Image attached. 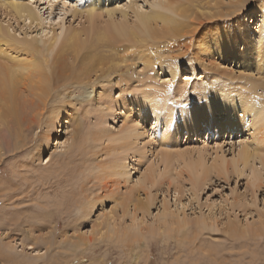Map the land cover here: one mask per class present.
Instances as JSON below:
<instances>
[{
    "label": "rangeland",
    "instance_id": "374dc122",
    "mask_svg": "<svg viewBox=\"0 0 264 264\" xmlns=\"http://www.w3.org/2000/svg\"><path fill=\"white\" fill-rule=\"evenodd\" d=\"M89 1L55 0L52 10L40 8L45 13L39 16L50 19L41 26L15 16L0 3V24L15 39H32L43 48L49 69L64 35L73 29L87 31L89 22L82 10ZM130 1L149 12L158 9L161 0H101L95 26L131 25L134 17L126 9ZM203 2L208 4L200 9L198 28L207 24V32L214 31L218 43L226 37L223 43L234 48V55L227 51L220 56L206 40L198 45L187 34L158 45L149 42L152 49L134 45L133 50H117L112 56L119 62L107 68L103 60L84 83L72 74L80 70L78 63L63 76L54 74L57 87L42 115L35 117L26 145L19 152L11 151L18 147L12 145L0 157V264H264V168L257 160L250 162L257 170L254 180L241 163L231 167L239 143L253 146L262 137L264 145V132L259 134L264 128L261 58L246 67L237 56L239 52L248 56L247 50L259 46L264 53V0ZM107 4L119 11L108 15ZM51 25L54 33H62L48 50ZM144 54L158 61L144 67ZM214 93L219 98L207 103ZM59 105L57 116H52L57 124L47 130L49 110ZM205 109L220 123L227 116L240 123L233 121L235 128L218 131L203 124L185 128L189 116ZM171 126L170 135L164 133ZM137 127L144 129L142 140L135 138ZM52 130L36 158L38 137ZM89 132L99 135L91 137ZM119 134L127 136L125 146ZM166 152L171 155L167 163L162 159ZM222 158L229 166L224 172L216 170ZM198 164L204 165L206 174L196 170ZM93 198L98 199L95 209L86 215L84 203ZM163 207L190 224L184 229L160 227L157 215ZM148 226L153 235L147 234ZM107 227L110 232L140 227L144 235L107 239Z\"/></svg>",
    "mask_w": 264,
    "mask_h": 264
},
{
    "label": "bare ground",
    "instance_id": "6f19581e",
    "mask_svg": "<svg viewBox=\"0 0 264 264\" xmlns=\"http://www.w3.org/2000/svg\"><path fill=\"white\" fill-rule=\"evenodd\" d=\"M100 1L101 0H90L88 6L82 10L83 14L86 15V19L89 22L87 31L80 29H73L68 33H66L63 39L60 40V44L62 46L61 51L59 53L57 51L58 54L54 58V61L49 69H48L49 60L44 55L43 48L39 47L38 44L34 42V40L32 39L29 40L22 38L15 39L9 33L8 28L7 27L2 28L0 24V157L2 156V154L7 153L10 150V148L14 147L12 145L17 146L18 144V147H15V149L12 148L11 151L13 152L14 151L16 152L18 150L20 151L21 150L20 148L23 147V145L24 146L26 145L27 142L25 141V139L27 137L28 132L30 133V130H32V127H34L35 117L42 115L43 112L42 109L44 108L46 103H48L47 101L49 99L51 91L57 87L56 85H54V74H56V76H60V75L63 76L66 70H70V71L73 70L71 67L73 65L72 63H76V64L78 63L80 67V70L77 73L73 71L72 74L76 77L77 82L84 83L83 78L87 77L89 78L88 80H90L91 79L90 74L94 72V66L99 67L103 60L105 61V63H108L107 68L112 67L115 64L113 62L116 61V59L112 56V54L119 53L117 52V50H129V48L132 49V46L134 45L142 46V48L144 49L147 48L152 49L151 47L152 43L149 42H153V43L157 42L156 45H158L161 44L162 42H167L176 39L179 36L183 37L184 35L187 34H191L190 41L197 40L196 43L198 45H201L203 41L206 40V42L209 43L208 46L213 45L215 47V50L220 56L222 55L225 56L227 54V51H230L232 53L231 55L237 53L234 51V48L231 47L227 48L226 45H224L223 42L226 37L221 40V43H218V41H216L217 36L213 35L214 31L207 32L206 30L207 28H205L208 26L207 24L202 25L200 29L198 28L202 21V18L198 19L199 15L201 14L200 9L201 8L204 9V5L208 4V2H203L204 0H161L158 3V6H156L158 7V9L152 8L151 11L149 12L140 11L137 8V5L134 2L130 1L126 6V9L131 10L130 12H132L134 17L133 23L131 25H129L128 22H126L125 24L119 23V25L112 24L107 27H101L98 25L95 26L94 23V16H95L94 13L97 10V8L100 7L99 5ZM54 2L55 0H0V3L1 4L3 3V5H5V7H7L11 12H13L15 16L19 18L28 19L29 22L35 23L39 26L43 25V23L45 22L44 20L50 21V19H47L48 17L46 18L40 17L42 16V13L43 14L45 13L42 12L41 9L46 10L49 8L52 10L53 7L52 4ZM41 4L42 5L44 4L43 7H39ZM108 5L109 4L106 5V9H105L108 15H111L114 12L119 11L118 8H113V9L107 8ZM61 10H63L62 7ZM121 13L122 16H125L127 14L124 12ZM212 17H216V16H211V18ZM123 21H125V19ZM59 28L60 30H62L63 26L60 25ZM50 29L52 31L51 33L52 36L50 37L48 46L46 43L45 44L48 50H53V48L58 43L62 31H59L58 34L54 33V27L52 25L50 26ZM112 39H115L116 42H113ZM120 40H124L129 44L126 46H119L117 42ZM154 47L156 46L154 45ZM262 47L263 46L261 47L259 46L256 49L251 48L247 50L248 56L243 55L242 52H239L237 56H239V58L246 67L252 66L255 63V61H257L256 58H259L260 56L261 59L258 62L259 64L258 68H260L259 70H263L264 53L262 52ZM155 49H157V47ZM158 49H160V47ZM153 53L157 54L158 56L157 51H153ZM63 54L66 55L63 56ZM132 54H134V51H132ZM69 57L71 58L70 64L67 63V58ZM153 58L154 57H152L149 54H144L142 61L144 67L154 65V63L158 61V59L154 60ZM117 62L119 61H116V63ZM70 74L71 73L69 72L68 75ZM88 80H86L85 82L88 83ZM246 91H248L247 93L249 94H253L252 88L251 90L250 88H248ZM89 95H91V93L85 96L87 100L91 98V96ZM100 98H102V95H98L97 100L99 101ZM217 98H219L217 93H214V97L212 98L211 96L208 99L207 103L209 102L211 103V101L214 102L217 100ZM249 104L250 103H248V105L246 106L249 107ZM145 105H146L145 107L149 106L150 108H155L154 106L152 105L150 106L149 104H145ZM230 105H234V103ZM142 106L139 107L140 111L143 110ZM58 109H60V105L58 107L56 106L52 107L49 110V115H51L50 116L51 118L49 117L48 121L45 122V126L47 130L49 126L52 127L55 124H57V122L54 121L52 116L58 113ZM154 110L157 111V109ZM248 110L250 111V109ZM153 111L151 113H153ZM31 113L32 116L29 117V114ZM56 116L57 115H55L54 117ZM215 117L216 116L214 114L213 115L212 113L210 114L209 109H205V111H201V112H194V114H192V117L190 116L188 118L186 117L188 120L186 122L184 121L186 126L185 128L195 129L197 127L198 129L200 128L201 124H203L205 125L207 130L217 129L218 131L221 127L235 128L233 127L234 124H232L233 121L240 123V121H237V119L232 120L228 116L222 118L221 119L222 123H220L218 121L219 119L218 118L216 119ZM256 117L258 119V116ZM168 120L169 121L166 122V125H170L171 120L170 119ZM252 120L254 121V119ZM260 121L263 122L262 120ZM101 122L102 119L97 120V124L100 125ZM255 122H258V120H256ZM250 127L252 126L250 125ZM90 129L92 130L93 127H90ZM171 130H174V126L167 128V130L166 131L164 130L165 132L164 131L163 132L170 135L169 132ZM262 132H264V128L260 130L259 134L262 135L261 134ZM51 133H53V130L52 132L50 131L43 132L38 137L39 142H37L34 147V151H35L34 156L36 158H38L41 155L42 141L44 142L49 141V139L51 138ZM90 133H91V137L99 135L98 133L96 135H93L94 132H89V134ZM135 134H136L135 138H139L140 140H142L144 137V129L137 127ZM119 135H121L122 137L121 146H125L127 143L125 144L124 142L125 139L127 140L126 138L127 136L125 134H119ZM113 138L114 136L111 135L109 137V141L111 142ZM260 138L258 139L259 142L262 140ZM86 140H89V138L85 139V141ZM30 141H32L31 138ZM147 142L148 141H146L145 143ZM259 142H257V144L253 146H249L248 144H243L242 142L239 143L236 150V154L231 159V167L233 166L234 168H237L236 167L237 164L241 163L243 168H249L251 172V177H253L254 180H258V175L256 173L257 170L254 169L252 166L250 167V162L252 160H257L259 166L261 168H264V154L262 151L264 145L261 144L262 142L260 143ZM170 156L171 155L166 152L165 154H162V159H164V161L167 163L171 159ZM217 159L220 160L219 158ZM228 161L230 162V160ZM203 167L204 165L198 164L196 170L197 169H200V171L204 170L206 174L207 170L204 169ZM228 167L229 166L226 165V161L223 160L222 158L221 163L216 165V170L224 172ZM94 200L97 201L98 199L96 198H93V200L86 199V202L84 203V207H83L85 212L87 209L86 215L92 214V211L95 209ZM100 201L102 202V199H100ZM177 215H178L177 213L175 214L173 211H169L168 209L163 207L160 213L157 215L158 222L161 224L160 227L165 229L166 228L184 229L190 224L189 221H186L184 217L179 219ZM195 222H196L194 223L195 225L202 224L200 221L198 222L195 221ZM107 226H109V223H107ZM108 228L109 227L106 228L104 234L107 239L115 236L117 240L119 239L134 240L135 237H139V236L142 237V235H144L142 234L144 232V229L143 228L140 229V227L136 228L135 230L124 229L122 231L117 230L113 232H110L109 231L110 229ZM145 229L147 234L153 235L154 233L153 228H150L148 226V228ZM232 231L234 232L235 230ZM101 237L103 236L100 235V238Z\"/></svg>",
    "mask_w": 264,
    "mask_h": 264
}]
</instances>
